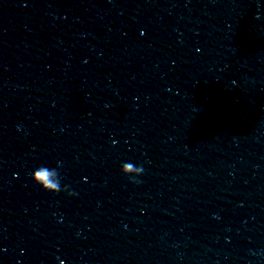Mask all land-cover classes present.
<instances>
[{
	"label": "clouds",
	"instance_id": "1",
	"mask_svg": "<svg viewBox=\"0 0 264 264\" xmlns=\"http://www.w3.org/2000/svg\"><path fill=\"white\" fill-rule=\"evenodd\" d=\"M59 167V162L57 168L39 166L31 173V180L46 192L58 193L63 190L66 191L69 196H72L74 193L68 191L67 186L61 189L60 174L58 171ZM143 171L144 169L142 166H136L130 162L121 164V172L123 175L130 177V183H140V181L135 178L142 175Z\"/></svg>",
	"mask_w": 264,
	"mask_h": 264
}]
</instances>
